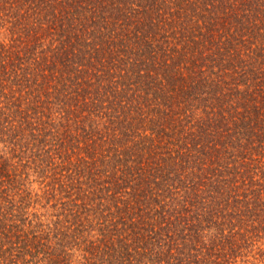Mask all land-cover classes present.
<instances>
[{
  "label": "trees",
  "instance_id": "16d2710c",
  "mask_svg": "<svg viewBox=\"0 0 264 264\" xmlns=\"http://www.w3.org/2000/svg\"><path fill=\"white\" fill-rule=\"evenodd\" d=\"M0 264H264V0H0Z\"/></svg>",
  "mask_w": 264,
  "mask_h": 264
}]
</instances>
